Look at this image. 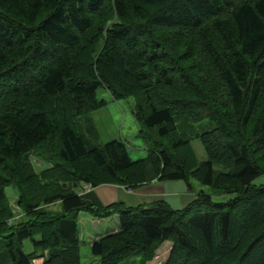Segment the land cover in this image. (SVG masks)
Returning <instances> with one entry per match:
<instances>
[{
	"label": "trees",
	"instance_id": "1",
	"mask_svg": "<svg viewBox=\"0 0 264 264\" xmlns=\"http://www.w3.org/2000/svg\"><path fill=\"white\" fill-rule=\"evenodd\" d=\"M98 89L133 98L145 158L96 145L86 116L105 106ZM261 176L264 0H0V264H81L80 213L117 216L91 239L100 264H148L162 245L163 264H264ZM154 181L209 191L178 211L78 192ZM7 188L23 215L10 227Z\"/></svg>",
	"mask_w": 264,
	"mask_h": 264
},
{
	"label": "rangeland",
	"instance_id": "2",
	"mask_svg": "<svg viewBox=\"0 0 264 264\" xmlns=\"http://www.w3.org/2000/svg\"><path fill=\"white\" fill-rule=\"evenodd\" d=\"M96 98L98 101H104L105 106L92 111L87 114V118L95 129L96 140L95 143L98 146H103L107 143L117 141L121 142L126 146L128 151L129 158L132 161H138L146 157V148L145 145L137 135L140 130V127L133 115L134 109V100L129 98L126 100L114 101L109 93L105 89H98L96 92ZM214 127L213 123L203 122L197 127L199 134L211 130ZM192 148L197 156L199 162L206 159L204 150L198 140H194L191 143ZM42 164L33 160V165L38 170L43 167ZM155 182V181H154ZM193 187L196 191L203 190L207 193L208 188L201 187L195 181H191ZM253 184L256 186L264 184V176L256 179ZM148 185V184H147ZM146 186V185H145ZM83 191V184L78 187ZM7 203L9 207L13 210V217L11 220V225L14 226L15 223L22 220V213L20 209L16 206L17 195L12 188L6 189ZM230 197L214 198V202L223 203L226 202ZM53 211L60 210L59 205L52 206ZM112 219V220H111ZM117 219L109 217L103 219H93L86 213H80L78 216V226H79V239L81 243L80 247V257L81 264H100L98 258H93L91 256L89 244L91 239L95 238V234L103 235L109 229H113L117 224ZM103 221L100 225L99 223ZM93 223H96L94 225ZM9 226V227H10ZM23 251L25 254H30L32 252V246L30 241L23 242ZM168 253V246L162 245L155 252V258L152 262L148 264H163L164 258ZM139 260L136 257L129 258L123 261L121 264H138ZM33 264V263H32ZM34 264H37L35 262Z\"/></svg>",
	"mask_w": 264,
	"mask_h": 264
},
{
	"label": "crops",
	"instance_id": "3",
	"mask_svg": "<svg viewBox=\"0 0 264 264\" xmlns=\"http://www.w3.org/2000/svg\"><path fill=\"white\" fill-rule=\"evenodd\" d=\"M91 191L103 206L121 203L125 208H135L163 202L170 209L178 211L194 202L200 190L196 191L194 188L193 191H189L183 182L155 181L133 190L114 185H102ZM112 218L117 219V216ZM93 224L96 225V223ZM95 235L98 236L99 234Z\"/></svg>",
	"mask_w": 264,
	"mask_h": 264
},
{
	"label": "built area",
	"instance_id": "4",
	"mask_svg": "<svg viewBox=\"0 0 264 264\" xmlns=\"http://www.w3.org/2000/svg\"><path fill=\"white\" fill-rule=\"evenodd\" d=\"M83 190H84L85 192H87V191L89 190V186H87V185L84 186V187H83ZM7 224L10 225V224H11V221H8Z\"/></svg>",
	"mask_w": 264,
	"mask_h": 264
}]
</instances>
